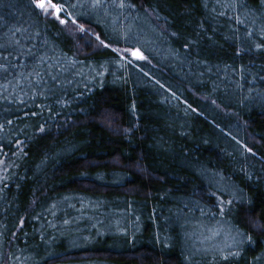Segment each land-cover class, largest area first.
Returning a JSON list of instances; mask_svg holds the SVG:
<instances>
[{"label":"trees","instance_id":"16d2710c","mask_svg":"<svg viewBox=\"0 0 264 264\" xmlns=\"http://www.w3.org/2000/svg\"><path fill=\"white\" fill-rule=\"evenodd\" d=\"M131 2L115 20L81 0L80 33L0 0V44L26 29L52 58L37 86L33 56L0 48V264H264V3ZM210 227L235 244L201 242Z\"/></svg>","mask_w":264,"mask_h":264},{"label":"snow or ice","instance_id":"6c2138e0","mask_svg":"<svg viewBox=\"0 0 264 264\" xmlns=\"http://www.w3.org/2000/svg\"><path fill=\"white\" fill-rule=\"evenodd\" d=\"M34 9L39 10L41 13L45 14V15H49L51 16L56 22H58L60 25L63 26H68V25H72L78 32L80 33H84L87 30L85 29V27L82 24H77V19L76 17L73 16V11L77 9L78 7H83L84 5L81 3V0H76L75 3L70 2V0H62V2L60 3H56L53 2V0H31ZM216 4L222 8H228V9H234L235 7H237V4L235 3V0H231V2H229V0H215ZM262 3H264V0H262ZM88 7L92 8V9H100L103 11L105 16H111V12L109 11V9H115V10H119V15H117L115 17V20H119L121 16H124L125 11L128 12V16L131 15V10L136 9V5L134 3L131 2V0H111L110 4H106L105 0H89V3L87 4ZM207 6V5H205ZM215 12V8L212 9ZM226 13L224 11H221L218 13V15H225ZM128 16H125V19L128 18ZM156 19H160V17L158 15H156ZM237 21L240 23H243V21L239 20V17H236ZM253 23H255V21H253ZM26 29H21V28H16L13 32H12V36L10 39H8L6 41V43L0 44V48H8V47H12L14 46L15 48H17L21 54L24 55H29V56H33L34 60H35V65L33 67V71L31 73H29V76H34L36 77L35 79V85L40 86L43 85L44 83V78L41 75L40 72V68L42 66H45V62L49 59H52L51 57H47L45 56H35L34 53L32 52V49L29 48L27 49V51H24V46L21 44V39L16 38V33H21L22 37H23V33L26 32ZM130 31V29H129ZM256 33L252 30L247 31V36L248 37H253ZM259 34L261 36H264V26H261L259 28ZM125 38L127 36V33H123L122 34ZM171 36L175 37L177 36V33L172 32L170 33ZM39 36V33H35L33 36H27L25 37L28 40H32L35 37ZM95 39L96 41H98L99 45L104 47V48H109L111 45L106 43L105 40L101 39L100 35H95ZM196 43L195 40H188L183 44L184 48H190V46L194 45ZM255 48L257 50H264V43H256ZM33 47H35V45H33ZM113 51H118L117 49H113ZM125 52L129 53L132 57H134L136 60H145L146 57L142 54V52L139 49H133V48H128V49H124ZM4 61L8 60L7 56H3L2 57ZM130 63V61H128ZM49 69H51L52 67H54V65L48 64L46 65ZM9 67H15V65H9L6 63H0V70H3L4 72H7ZM25 80H27V82L31 85L33 84L32 80H28V77H24ZM51 79L54 82H59L58 77L57 76H51ZM9 84H11V81L8 82ZM17 84H19V80H17ZM0 88H3L4 91H7V88L4 87V85H0ZM13 91H15V87H13ZM24 90L21 89V92H23ZM27 94V93H25ZM38 95H44L43 91H38L37 92ZM4 99H7V97H3ZM59 102V101H57ZM21 103H23V101H21ZM31 115L36 116L37 113L33 112L31 113ZM8 124H11L12 121H7ZM4 129V125L0 124V131H2ZM39 131L43 132L45 131L43 126L39 127ZM21 142L19 140H17V144H20ZM249 152L252 151V149H247ZM5 162L0 160V165H3ZM8 177L4 176L2 178H0V183L3 182V180H6ZM0 191H2V189H0ZM222 203V202H221ZM229 203H231V201H229ZM221 212L223 211V208L220 209ZM230 256H238L239 253L238 252H230L229 253ZM224 259H228V256H224Z\"/></svg>","mask_w":264,"mask_h":264},{"label":"rangeland","instance_id":"374dc122","mask_svg":"<svg viewBox=\"0 0 264 264\" xmlns=\"http://www.w3.org/2000/svg\"><path fill=\"white\" fill-rule=\"evenodd\" d=\"M144 26V23L138 20V23L130 24V30L132 32H140L141 28ZM130 32V31H128ZM198 232L200 233L199 238L201 242L204 243H213L220 247L221 244H227V246L235 244L236 236H234L230 231L225 229H221L219 227H210L207 229H199ZM225 239V240H223Z\"/></svg>","mask_w":264,"mask_h":264}]
</instances>
